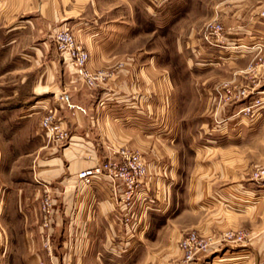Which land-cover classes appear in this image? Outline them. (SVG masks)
I'll list each match as a JSON object with an SVG mask.
<instances>
[{"label": "crops", "instance_id": "obj_1", "mask_svg": "<svg viewBox=\"0 0 264 264\" xmlns=\"http://www.w3.org/2000/svg\"><path fill=\"white\" fill-rule=\"evenodd\" d=\"M97 1L0 0V244L26 264H169L186 229L211 236L240 228L249 234L248 243L227 247L235 251L207 264H262L264 192L255 184L248 187V163L225 153L210 159L206 172L187 186L179 183L172 141L140 135L156 125L167 128L153 121L158 111H165L172 85L168 66L151 47L130 42L134 29L116 21L121 0L113 7L116 17L102 13ZM138 3L134 0V8L140 9ZM185 5L175 18L187 12ZM262 6L245 7L250 10L244 23V9L219 15L228 22L229 38L247 50L264 40V24L256 21ZM62 29H69L88 52L89 68L106 74L99 88L88 89L73 78L68 59L53 41ZM47 109L54 110L70 135L65 147L49 142L39 129ZM138 146L159 150L144 156L146 180L130 208L118 207L113 192L121 197L123 190L108 177H98L90 186L78 180L80 172L104 161L109 149ZM183 186L194 188L188 223L184 208H178ZM44 194L55 209L51 248L39 253V200ZM206 210L208 215L202 212ZM218 253L196 264H206L205 258Z\"/></svg>", "mask_w": 264, "mask_h": 264}, {"label": "rangeland", "instance_id": "obj_2", "mask_svg": "<svg viewBox=\"0 0 264 264\" xmlns=\"http://www.w3.org/2000/svg\"><path fill=\"white\" fill-rule=\"evenodd\" d=\"M262 1L257 3L252 0L245 3L242 0H169L159 9H155L150 16L134 8V0H121L120 17L115 18L116 21L121 24L126 22V25L134 29V39L131 43L151 47L153 54L158 57L157 60H162V64L168 66L172 81L164 104L165 111L163 114L158 111L153 121L154 125L157 121V124L166 123L167 128L156 125L152 132H142L140 135L146 136L145 140L172 141L171 146H174L176 155L179 156V183L183 181L184 186H187L190 179H196L199 172H206L211 160L224 157L226 153L234 160H245L248 163V187L255 184L264 192V186L260 187L262 182L252 179L254 171L264 168V40H258V47H254V50L251 47L250 50L245 48L227 52L223 49H208V52L204 53L199 37L202 28L210 21L228 24L220 14L225 17L234 12L239 13L248 6L258 8L262 6ZM97 2L102 13L116 17L117 8L113 7H116L117 0ZM186 2L187 12L175 18L177 12L186 6ZM256 3L258 5H255ZM127 4H130L131 9ZM138 5L142 7V4ZM248 10L250 9L246 8L242 12L243 23L246 22ZM261 14H264V4L256 20L264 24V16ZM128 21L130 24H127ZM72 76L76 80L73 70ZM140 135L137 139L142 138ZM124 149L137 152L143 157L150 150H159L143 146ZM184 186L177 193L178 208H184L185 222L188 223L193 219L190 210L193 208L194 188ZM140 190L141 186L138 192ZM202 212L208 215L207 210ZM252 212L253 209H249L248 213ZM39 214L41 243L38 245V252L44 253L51 248V230L42 228L44 214L40 210ZM238 230L245 231L240 228ZM194 231L199 233L186 229L180 241L171 250L172 254H179V257L176 255L169 264L180 263V243L188 233ZM135 232H138V229H131L132 234ZM48 236L49 243L46 242ZM6 246L7 244H0V264H26L15 260L11 252H6ZM233 251L235 250L224 247L215 256L205 258L206 264L213 257L215 260L221 259L225 253ZM65 264H73V261H65Z\"/></svg>", "mask_w": 264, "mask_h": 264}, {"label": "built area", "instance_id": "obj_3", "mask_svg": "<svg viewBox=\"0 0 264 264\" xmlns=\"http://www.w3.org/2000/svg\"><path fill=\"white\" fill-rule=\"evenodd\" d=\"M140 1L142 3L140 11H144L151 16L155 9H159L169 0ZM261 16H264V14H261ZM201 33L200 40L201 46H203L201 49H203L204 53L205 51L206 53L211 50L214 51V49H245V45L240 46L241 44L238 40L235 41L229 38V30L222 23L210 21L202 28ZM53 41L57 52L68 59L78 83L88 89H96L105 82L107 77L105 73L93 71L89 68L88 52L69 29L57 31ZM39 129L47 137L48 141L55 145L65 147L71 140L69 133L61 127L60 120L52 109H47L46 113L41 117ZM107 154L104 161L91 169L80 172L77 178L84 185L90 186L98 177H108L116 187H120L123 190L121 197L116 192H113L118 207L128 209L132 205L131 201L138 192V188L143 185L142 183L147 176L145 158L137 152L124 148L109 149ZM252 177L253 180L262 182L260 187L264 186V168L254 171ZM54 209L53 199L49 195L44 194L40 199L39 210L44 214L42 228H47V231L51 227ZM46 238V242L49 243V236ZM248 241L249 234L238 229H228L211 236L194 231L188 233L180 243L182 259L179 264H196L202 258L220 251L224 247L242 246Z\"/></svg>", "mask_w": 264, "mask_h": 264}]
</instances>
